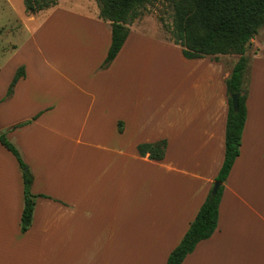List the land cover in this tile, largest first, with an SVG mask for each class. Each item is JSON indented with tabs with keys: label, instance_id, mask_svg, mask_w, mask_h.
Listing matches in <instances>:
<instances>
[{
	"label": "crops",
	"instance_id": "0c3cea01",
	"mask_svg": "<svg viewBox=\"0 0 264 264\" xmlns=\"http://www.w3.org/2000/svg\"><path fill=\"white\" fill-rule=\"evenodd\" d=\"M16 1L2 6L19 29L45 16L33 63L12 64L19 44L0 59V133L28 165L38 197L22 232L23 171L0 142V264H167L222 167L226 82L240 56L187 59L132 23L103 68L112 26L96 0H59L31 16ZM246 56L247 119L218 228L182 264H264V27ZM163 140V160L139 153Z\"/></svg>",
	"mask_w": 264,
	"mask_h": 264
},
{
	"label": "trees",
	"instance_id": "16d2710c",
	"mask_svg": "<svg viewBox=\"0 0 264 264\" xmlns=\"http://www.w3.org/2000/svg\"><path fill=\"white\" fill-rule=\"evenodd\" d=\"M162 0H96L100 17L112 26V43L103 65L107 68L124 46L131 25L149 4ZM174 10V28L171 31L175 44L182 47L187 59L210 57L218 59L224 55H239L240 59L227 79L229 112L226 124L225 157L215 183L180 244L172 251L167 264H182L199 242L209 239L218 228L220 202L225 183L240 155L242 137L247 119L246 75L249 58L246 56L252 40L264 27V0H165ZM59 0H24L25 11L35 15L58 5ZM25 77L21 67L10 86L11 97L18 81ZM233 95H239V110L233 108ZM1 144L18 160L23 171L25 205L21 220L22 232H27L33 221L36 199L32 193L33 175L16 146L0 133ZM167 141L141 144L142 156L161 161L165 157ZM219 189L213 194L215 185Z\"/></svg>",
	"mask_w": 264,
	"mask_h": 264
},
{
	"label": "rangeland",
	"instance_id": "374dc122",
	"mask_svg": "<svg viewBox=\"0 0 264 264\" xmlns=\"http://www.w3.org/2000/svg\"><path fill=\"white\" fill-rule=\"evenodd\" d=\"M73 1L76 0H64L63 4L70 6ZM3 3V0H0V59H9L14 55V51H9L10 44H19L21 52L19 51V55L16 56V59H13L12 64L15 65L17 62L23 60L33 63V59H37V28L45 15H40L36 22L29 23L28 29L22 30L18 28L19 21H17L18 16L16 12L3 7ZM15 3H19V7H24L22 0H17ZM174 17L172 5L162 0L154 4H149L143 8L140 17L136 19L133 24L139 23L138 25L143 26L140 29L142 31L145 30L146 33L151 36L155 35L156 30V38L171 41L173 43L174 38L171 31L174 28ZM43 32L46 34L52 33L51 22L43 28ZM173 45L181 48V46L175 43H173ZM219 58H221V56H219L218 59ZM173 72H179V69L176 68L175 60L173 63Z\"/></svg>",
	"mask_w": 264,
	"mask_h": 264
},
{
	"label": "water",
	"instance_id": "95a60500",
	"mask_svg": "<svg viewBox=\"0 0 264 264\" xmlns=\"http://www.w3.org/2000/svg\"><path fill=\"white\" fill-rule=\"evenodd\" d=\"M239 95H233L232 96V99H233V108L235 111H238L239 110ZM219 186L220 184L217 183L214 187V190H213V194H216L218 192V189H219Z\"/></svg>",
	"mask_w": 264,
	"mask_h": 264
}]
</instances>
